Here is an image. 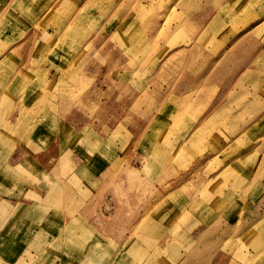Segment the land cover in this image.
Instances as JSON below:
<instances>
[{"label":"crops","instance_id":"0c3cea01","mask_svg":"<svg viewBox=\"0 0 264 264\" xmlns=\"http://www.w3.org/2000/svg\"><path fill=\"white\" fill-rule=\"evenodd\" d=\"M93 1L0 0V46L7 48L3 50L0 61L5 63L4 60L10 56L20 63L31 64L21 67L13 81L8 85V82L4 83L0 91V260L2 256L7 259L17 255L21 259L24 257V262L29 261V264H136V257L139 260V256H142L145 259H142V264H148L157 250L150 253L154 247L150 249L148 240L156 233L154 224L173 232L172 222L183 212L179 208L181 205L164 200L162 206L166 210L162 209L161 218L156 219L150 213V206L156 201L152 200V203L149 202L151 199H145L149 211L139 214V206H145L144 203L139 204V187L137 184L123 183L119 178V174H123L122 169L115 163L123 157L120 138L133 135L140 126L138 114L133 113L139 86L131 81L134 72L124 70L136 62V57L130 39H114L116 32L124 25L122 17L128 14L127 8L118 14L107 13L103 23L90 34L96 26H91L95 14V6L91 5ZM227 1L209 0L211 11L205 12L206 16L209 15L205 30H210L211 40L229 41L231 32L225 31L228 34L224 37L218 18L220 9ZM16 6L26 11L25 15L20 14ZM226 6L230 11V5ZM241 9L234 8L230 13L236 15ZM222 13L227 17L230 15ZM109 18L120 22L109 25ZM16 21L23 24L17 26ZM74 28L79 31V39L72 42L68 34ZM247 35L232 38L228 45L230 49L225 51L222 58L217 57V66L213 64L212 71L199 69L180 72V80L172 85L173 88L170 86L172 95L183 96L193 88L209 85L203 83V79H222L220 85L224 86V93L234 95L233 90L238 88L236 84L240 79L257 78L260 79L259 92L264 94V83H261L264 71L257 69L264 65V50L259 53V66L247 68L256 54V49H251L255 44ZM202 37H196L195 45ZM51 46L83 49L71 56L78 68L74 76L77 77L76 84L68 83V78L58 74V87L50 93L53 97L44 99V93L40 94L37 88L31 90L28 86L35 78L37 81L43 79V74L38 73L39 67L35 65L33 69L32 63L48 60L37 51L32 54L29 48L40 47L38 51L43 52V48ZM256 46L263 48L264 39L262 42L259 39ZM62 57L60 54L52 56L49 62H62ZM65 60L68 62L69 59ZM108 67L111 69L108 70ZM214 67L218 69L214 70ZM117 68L119 71L115 70ZM108 76L110 82L105 81ZM147 79V94H150L155 73L152 72ZM81 83L88 86L80 89ZM227 102L223 105L240 102L243 104L241 109L252 103L235 97ZM48 103L50 107L45 109L48 114L45 117L37 115ZM166 105L164 99L161 108L168 109ZM224 106H218L216 112L235 110L227 105L224 109ZM188 109L192 110V107ZM12 111L13 118L10 115ZM25 111L28 113H23ZM215 115L219 117V113ZM32 117L35 120H31ZM154 118V113L148 116L147 127L152 125ZM29 120L35 121L37 125L33 123L34 126L40 125L39 128L27 131L28 125H33ZM214 122L216 119H211L207 124L214 125ZM113 134H119V138L111 140ZM248 151L255 155V151ZM256 166L252 163L250 169L254 171ZM130 171L133 172L129 170L128 174ZM195 172H199L198 167ZM254 173L259 176L255 181L252 178L258 184L255 190L264 191V164L258 165ZM226 212L211 218L202 216V219L213 225ZM142 219L149 221L146 227L139 226ZM227 220L229 235L234 222ZM181 229L177 230L176 236L183 238L186 234ZM168 256L170 253L167 252V258L162 256L150 264H170L169 260L177 259L175 255Z\"/></svg>","mask_w":264,"mask_h":264},{"label":"rangeland","instance_id":"374dc122","mask_svg":"<svg viewBox=\"0 0 264 264\" xmlns=\"http://www.w3.org/2000/svg\"><path fill=\"white\" fill-rule=\"evenodd\" d=\"M91 3L95 6L91 26H96L90 34L103 23L107 13L118 14L123 9L127 10L128 14L122 17L124 25L117 32L115 31L114 39L121 41L130 39L133 42L131 49L135 51L136 57V62L130 65L131 68L128 66L123 69L134 72L131 81L139 86L133 113L138 114L140 126L135 130V133L138 131L136 134L120 138V151L123 157L115 163L122 169L123 174H119V178H122L123 183L137 184L140 205L145 199H151L149 202L156 201L150 206V213L156 219L161 218L162 209L166 210V207L162 206L164 200L176 202L181 205L179 208L183 211L172 222L173 232H168L164 226L154 224L153 230L156 233L148 239L151 243L150 249L154 247L150 253L157 249L156 253L159 255L153 253L148 264L158 261L162 256L167 258V252L171 257L175 255L174 258H177L175 261L173 258L169 260L170 264H264V191L255 190L258 184L256 185L257 182L254 183L252 180L259 178L254 172L258 165L264 164V94L259 92L260 79H240L236 84L238 88L233 90L234 95L224 93L225 88L220 85L222 79L215 81L203 79V83L209 85L193 88L189 93L179 97L172 95L170 89V86L180 80V72L184 70L212 71V65L217 66V57L222 58L225 51L230 49L228 45L232 42V38L244 34H248L252 44H255L251 49H256L250 64L245 67L254 69L256 65L259 66L257 64L260 63L259 53L264 47H257L256 44L259 39L261 42L264 39V0H228L220 9L218 16L221 20L220 27L224 30V37L228 34L225 31H229V34L231 32L229 41L213 38L211 40L210 30H205L208 22L206 20L209 19V15L206 16L205 12L211 11L209 0H94ZM227 4L230 5L228 6L231 8L230 11L227 9ZM238 7L242 9L236 15L234 12L230 13ZM99 8L103 10L97 11ZM15 9L25 15L26 11L23 9L17 6ZM222 12L230 15L227 17ZM7 15L9 17V13ZM118 21L109 18L108 24ZM153 21L155 25L150 24ZM16 24L18 26L23 23L16 21ZM198 35L203 37L198 41L199 44L195 45ZM68 38L72 42L78 41L79 31L72 29ZM220 43L222 45H218ZM6 49L0 46V59ZM29 49L32 54L36 51L42 53V57L48 60L32 63L33 69L35 65L39 67L38 73L43 74V79L41 81L33 79L28 86L31 90L37 88L38 93H44V99L52 98L50 93L58 87L59 81L56 79L58 74L68 78V83L76 84L77 77L74 76L78 68L71 56L83 48L51 46L43 48L44 53L38 51L40 47ZM59 54L63 55L62 62H49L52 56ZM64 59L69 60L66 62L63 61ZM29 65L31 66L29 62L20 63L10 56L5 63L3 60L0 61V91L4 83L8 82V85L13 81L14 75L19 73L21 67ZM110 69L108 67V70ZM257 69L264 71V65ZM115 70L119 71V68ZM152 72L155 73L154 83L151 85L153 89L147 94L150 79H147V76ZM164 73L167 75L164 76ZM4 75L10 79L5 78ZM109 80L108 76L105 81ZM261 83H264V79H261ZM79 86L82 89L88 84L81 83ZM40 96L42 95L37 97ZM232 97L239 100L244 98L246 102L252 103L245 105V109H241L243 104L240 102L238 104L237 101L224 106V102L231 100ZM164 99L168 109L161 108ZM49 103L44 104L42 107L44 109H40L37 115L45 117L48 114L45 109L50 107ZM226 105L235 110L216 112L218 106H224L225 109ZM261 105L262 109H260ZM188 107H192V110ZM12 112L10 115L13 118L14 112ZM152 113L155 115L154 122L147 127L148 116ZM215 113H219V117ZM211 119H216L214 125L207 124ZM31 120L35 118L32 117ZM33 123L36 124L35 121ZM34 124L28 125L27 131L39 128L40 125L35 127ZM118 135H111V140L119 138ZM195 137L197 138L191 141ZM260 148L262 150H259ZM248 150L255 151V155L253 156V152ZM252 163L255 166L258 164L254 171L250 169ZM196 167L199 168L197 173ZM129 170L133 172L130 171L128 174ZM206 180L215 182L222 192L225 188L221 206L215 204L212 207L213 216L194 204L195 198L201 195L202 191L199 190L201 185L207 184ZM213 197L215 199L216 195ZM147 203H144L145 206H139V214H147L149 211ZM226 210V214L220 215L213 225L202 219V216L216 217ZM228 210L231 212L228 213ZM196 219L204 222H195ZM226 220L230 223L234 222V228L229 235H227ZM148 224V220L142 219L139 226L146 227ZM180 227L186 238L176 236ZM139 231L143 233L140 228ZM232 235L235 238H231ZM139 257L141 258L139 260L136 257V264H142L145 260L142 256ZM17 258V255L7 259L2 256L0 264H14V262L29 264V261L24 262V257L18 260Z\"/></svg>","mask_w":264,"mask_h":264},{"label":"bare ground","instance_id":"6f19581e","mask_svg":"<svg viewBox=\"0 0 264 264\" xmlns=\"http://www.w3.org/2000/svg\"><path fill=\"white\" fill-rule=\"evenodd\" d=\"M8 58V57H7ZM5 61V60H4ZM211 125V124H210ZM206 126V125H205ZM195 134V133H194ZM200 134V133H199ZM197 137L193 138L191 141H194ZM206 180L207 184H203V186L201 185L200 187V196H197L195 198L194 204L198 206V208H202L203 211H207L208 213H211V216L214 214V211L212 209L213 206L218 205V207L221 206V204L223 203V199H224V189L223 192L221 189H219V185L217 186L215 182L213 181H208ZM216 186V187H215ZM221 188V187H220ZM227 189V188H226ZM213 195H216V197L218 199H214ZM208 198V199H207ZM205 201H211V202H205ZM215 201V202H214ZM194 206V205H193ZM158 253H156V251L154 252L153 255H157ZM159 255V254H158ZM157 255V256H158Z\"/></svg>","mask_w":264,"mask_h":264}]
</instances>
